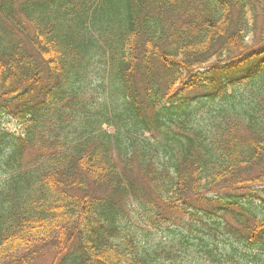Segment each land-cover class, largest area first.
Wrapping results in <instances>:
<instances>
[{
  "label": "trees",
  "instance_id": "16d2710c",
  "mask_svg": "<svg viewBox=\"0 0 264 264\" xmlns=\"http://www.w3.org/2000/svg\"><path fill=\"white\" fill-rule=\"evenodd\" d=\"M254 41L264 43V0H0V114L21 125L0 122V264H264ZM243 80L253 105L219 106L206 128L174 111L193 92L226 99ZM131 196L151 240L130 225ZM178 213H204L225 244L194 254L156 238Z\"/></svg>",
  "mask_w": 264,
  "mask_h": 264
},
{
  "label": "rangeland",
  "instance_id": "374dc122",
  "mask_svg": "<svg viewBox=\"0 0 264 264\" xmlns=\"http://www.w3.org/2000/svg\"><path fill=\"white\" fill-rule=\"evenodd\" d=\"M256 7H257V11L260 12V9H259L260 5L256 4ZM260 14L261 13H259V15ZM98 27H99V25H98ZM260 31H261V20L257 24L256 34L258 36L260 34ZM248 40L252 41V36H249ZM263 46H264V43L258 44V43H256L254 41L253 49L256 50L257 48L259 49V48H262ZM94 79H95V77H94ZM93 86H95V80L93 82ZM247 90H248V88H246V87H235L233 95L234 96H240L241 94H243V92H246ZM248 94H251V89L249 90ZM241 98L245 99V101L243 102L244 104L250 102V96H245V97H241ZM241 98H237V100L241 99ZM220 102H221V99H219V98H216L215 101H212V100H209V99H205L203 101H201V100L194 101L193 104L191 105V108L195 112L196 118L199 119V120H196L195 118L190 117L192 123L195 124V125L197 123H200V121L202 119L206 118V116L208 115L210 110L212 108L218 106ZM0 122H1V125L4 126V128H6L7 130H10L11 132L19 131V129H20V126L16 122V120H13L12 117H10V116L4 115V114H0ZM103 130L107 131L110 134H113L115 132L114 128H112L110 126H106V125L103 126ZM148 136L152 140L155 141V139L153 137H151L150 134H148ZM116 156H117V154H116V152H114V157L116 158ZM172 214L173 213H171V216H172ZM134 216H135V218H134L133 222L131 223L132 229L137 231L138 233H142V234L145 235V233L142 231V229L146 228L147 225H148V227H151V224L145 222L143 219H140L137 215H134ZM201 218H202V216L198 215V219H194L192 222L190 220H188L187 222H182V223H168V224H164V233H163V235H164V237L166 239L178 237V232L180 230L186 231V230L189 229L191 224L195 223L194 226L198 230L194 229L193 233L189 237V242L192 244L191 248H193V249H197L198 248L199 243H200L199 238H207V240L209 242H214L213 240L212 241L210 240L212 232H210V233H208L206 235V232H208V229L202 227V225L199 223V222H201ZM201 229H203L204 231H201ZM216 236H217L216 237L217 241L215 243L217 245H224L225 244V239H226L225 235L216 234ZM147 239L151 240L150 237H148ZM179 248H184V247L179 246ZM173 254H174V256H177L175 253H173ZM201 261H204V259L201 258ZM51 262H52V257L49 255V256H46L44 259L42 258V259L38 260L36 262V264H51ZM205 264H207V263H205ZM250 264H253V263L251 262Z\"/></svg>",
  "mask_w": 264,
  "mask_h": 264
}]
</instances>
